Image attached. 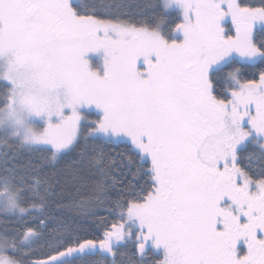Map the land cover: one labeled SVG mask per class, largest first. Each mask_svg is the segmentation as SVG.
<instances>
[{"label": "snow or ice", "instance_id": "obj_1", "mask_svg": "<svg viewBox=\"0 0 264 264\" xmlns=\"http://www.w3.org/2000/svg\"><path fill=\"white\" fill-rule=\"evenodd\" d=\"M121 7L0 0V264H264V0Z\"/></svg>", "mask_w": 264, "mask_h": 264}, {"label": "trees", "instance_id": "obj_2", "mask_svg": "<svg viewBox=\"0 0 264 264\" xmlns=\"http://www.w3.org/2000/svg\"><path fill=\"white\" fill-rule=\"evenodd\" d=\"M81 3L87 5L89 3H99L106 4L112 6V11H117L116 6H124L118 9L120 13H124L125 19H129L131 21H138L144 18L143 13L151 11L147 8L149 4L159 3L160 0H80ZM101 16H105V12L99 13ZM5 151H9L2 142H0V153ZM12 160V152H9V162ZM0 163H3V157L0 156ZM71 183V181L69 182ZM71 190V188L69 189ZM99 259V258H97Z\"/></svg>", "mask_w": 264, "mask_h": 264}, {"label": "rangeland", "instance_id": "obj_3", "mask_svg": "<svg viewBox=\"0 0 264 264\" xmlns=\"http://www.w3.org/2000/svg\"><path fill=\"white\" fill-rule=\"evenodd\" d=\"M102 57H103V53H99V54L94 53V54H89L88 56V59L91 61V65L93 69H99L101 72L103 71Z\"/></svg>", "mask_w": 264, "mask_h": 264}]
</instances>
